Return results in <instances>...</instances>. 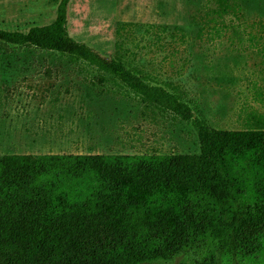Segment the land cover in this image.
I'll list each match as a JSON object with an SVG mask.
<instances>
[{
    "label": "trees",
    "instance_id": "1",
    "mask_svg": "<svg viewBox=\"0 0 264 264\" xmlns=\"http://www.w3.org/2000/svg\"><path fill=\"white\" fill-rule=\"evenodd\" d=\"M2 48L70 57L193 126L195 154L0 155V264H264V130H218L67 32L70 0ZM105 76L110 77L108 80Z\"/></svg>",
    "mask_w": 264,
    "mask_h": 264
},
{
    "label": "rangeland",
    "instance_id": "2",
    "mask_svg": "<svg viewBox=\"0 0 264 264\" xmlns=\"http://www.w3.org/2000/svg\"><path fill=\"white\" fill-rule=\"evenodd\" d=\"M57 5L53 0H0V29L27 32L48 25ZM67 32L145 83L165 88L215 129L264 128V117L259 125L246 121L248 110L264 114V93L257 92L263 82L245 72L235 56L226 57L239 39L264 40V0H70ZM4 55L56 54L0 45ZM109 81L100 99L105 106L92 154L198 153L191 123L145 108ZM223 108H240V118L234 114L224 119Z\"/></svg>",
    "mask_w": 264,
    "mask_h": 264
},
{
    "label": "crops",
    "instance_id": "3",
    "mask_svg": "<svg viewBox=\"0 0 264 264\" xmlns=\"http://www.w3.org/2000/svg\"><path fill=\"white\" fill-rule=\"evenodd\" d=\"M263 42L243 38L236 49L230 46L226 51L227 58L235 56L245 72L252 71L263 82L257 86L260 94L264 93ZM95 75L60 54L0 56V155H96L94 134L101 131L99 116L105 105L100 99L107 90ZM233 111L223 108L224 119L234 114L240 118L241 109ZM248 112L246 121L263 122V113Z\"/></svg>",
    "mask_w": 264,
    "mask_h": 264
}]
</instances>
